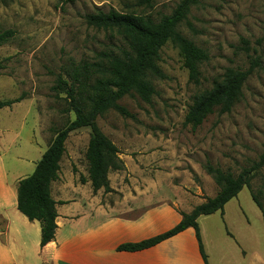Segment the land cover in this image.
Instances as JSON below:
<instances>
[{
  "label": "rangeland",
  "instance_id": "rangeland-1",
  "mask_svg": "<svg viewBox=\"0 0 264 264\" xmlns=\"http://www.w3.org/2000/svg\"><path fill=\"white\" fill-rule=\"evenodd\" d=\"M179 1L0 0V32H14L0 46V100L25 95L21 102L0 110L6 167L15 147L13 134L21 141L35 133L38 124L48 142L53 131L74 119L65 112V96L52 90L58 75L65 78L72 65L99 62L102 53L116 55L127 49L115 32L87 26L86 15L113 11L157 22ZM177 30L207 54L199 65L198 84L189 81L178 49L166 43L157 62L163 78L150 77L154 89L150 103L124 96L118 103L127 115L108 110L96 124L117 147L118 158L141 161L142 169L159 176L155 180L162 187L175 186L201 204L219 190L206 173V164L237 176L264 152V0H197ZM253 60L259 66L229 113L215 109L196 128L184 124L195 96L220 82L226 69L248 70ZM87 142L86 131L70 134L62 169L70 164L74 173L86 174ZM252 175L249 186L225 205L222 215L217 212L197 222L201 243L224 253L227 264H264V225L250 197L255 195L264 209V166ZM239 249L250 256H235Z\"/></svg>",
  "mask_w": 264,
  "mask_h": 264
},
{
  "label": "trees",
  "instance_id": "trees-1",
  "mask_svg": "<svg viewBox=\"0 0 264 264\" xmlns=\"http://www.w3.org/2000/svg\"><path fill=\"white\" fill-rule=\"evenodd\" d=\"M143 1L148 3L151 0ZM196 4L197 0H180L169 15H163L157 22L148 17L113 11L96 12L85 16L87 26L115 32L122 37L127 49L116 55L102 53L99 62L72 65L65 71V78L61 75L56 78L52 90L56 95L65 96L67 102L65 112H71L74 119L68 121L63 129L53 131L48 148L36 164L33 173L17 183V210L28 221L40 223L41 248L54 240L57 213L56 203L50 195V185L58 178L59 163L65 153V142L69 133L83 128L89 130L84 155L87 163V180L94 192L99 189H103L105 193L112 192L107 175L110 171L124 170V166L118 158L117 147L102 133L96 119L108 110L126 116L127 112L118 102L127 95H135L142 102L150 103L154 95L150 77L163 78L157 62L159 52L166 43H171L178 49L189 81L198 84L199 65L207 59V54L177 30L185 21L190 8ZM13 37L14 32L11 30L0 32V46ZM244 44L246 45V42ZM258 66V62L253 60L248 70L226 69L220 82L214 83L211 89L195 96L185 115L184 124L196 128L215 109H218L220 114L229 113L241 97L242 88L254 67ZM1 69L3 66L0 64ZM24 98L25 95L21 94L16 99L0 100V110L10 108ZM263 166L264 152L256 164L237 176L206 164L204 167L206 173L219 188L213 198H203L205 201L195 206L190 213L180 212L181 221L169 231L136 244L122 245L117 250L125 252L145 250L191 228L195 233L202 261L208 264L201 243L198 218L217 212L222 215L224 206L244 187L249 186L252 173ZM80 182L84 183L85 179L80 177ZM250 197L258 208L264 225L263 206L255 195L251 194Z\"/></svg>",
  "mask_w": 264,
  "mask_h": 264
},
{
  "label": "crops",
  "instance_id": "crops-1",
  "mask_svg": "<svg viewBox=\"0 0 264 264\" xmlns=\"http://www.w3.org/2000/svg\"><path fill=\"white\" fill-rule=\"evenodd\" d=\"M37 127L21 141L20 135L13 134L9 169L3 160L0 132V264H204L191 228L145 250H117L169 231L181 221L180 212L190 213L200 204L175 186L162 187L155 180L159 176L142 169L143 163L129 156L119 157L124 170L108 173L109 193L103 189L94 192L87 171L74 173L70 164L62 169V156L58 178L50 185L57 213L54 240L41 248L40 223L28 221L16 207L18 181L33 173L52 139L46 142ZM83 131L89 140L86 128L71 133ZM202 245L208 264H227L224 253L203 241ZM239 250L235 256H250Z\"/></svg>",
  "mask_w": 264,
  "mask_h": 264
}]
</instances>
